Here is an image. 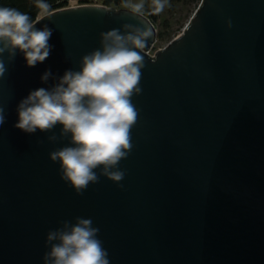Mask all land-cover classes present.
<instances>
[{
    "label": "water",
    "instance_id": "1",
    "mask_svg": "<svg viewBox=\"0 0 264 264\" xmlns=\"http://www.w3.org/2000/svg\"><path fill=\"white\" fill-rule=\"evenodd\" d=\"M34 26L51 29L45 60L0 54V264H45L48 233L89 217L110 264H264V0H201L154 55L157 26L127 7H63ZM111 30L151 32L132 147L121 180L98 168L78 191L51 157L70 133L15 127L17 105L79 70Z\"/></svg>",
    "mask_w": 264,
    "mask_h": 264
},
{
    "label": "clouds",
    "instance_id": "2",
    "mask_svg": "<svg viewBox=\"0 0 264 264\" xmlns=\"http://www.w3.org/2000/svg\"><path fill=\"white\" fill-rule=\"evenodd\" d=\"M36 2L41 9L39 19L50 4L48 0ZM165 3L154 0L152 12H162ZM130 7L140 12L143 4ZM34 25L29 13L0 4V54L7 50L13 56L19 50L27 66L45 60L51 49V29ZM149 35V30L103 34L102 48L84 55L79 70H66L52 87L30 90L18 102L15 127L31 133L60 124L63 132L70 133V143L53 151L51 157L59 161L63 178L78 191L99 178L98 168L115 181L125 174L117 165L132 147L130 129L138 114L131 97L141 91L144 57L137 49L145 46L144 37ZM5 70L0 55V75ZM50 75L46 70L40 79L46 81ZM4 119L0 109V124ZM98 232L90 217L50 231L47 239L56 243L46 253L45 264H110Z\"/></svg>",
    "mask_w": 264,
    "mask_h": 264
},
{
    "label": "trees",
    "instance_id": "3",
    "mask_svg": "<svg viewBox=\"0 0 264 264\" xmlns=\"http://www.w3.org/2000/svg\"><path fill=\"white\" fill-rule=\"evenodd\" d=\"M69 0H48V3L50 4V8L47 10V12L60 9L65 7L68 4ZM101 4L109 6V7H115V8H121L128 4V0H98ZM201 0H167V2L170 4L169 8L170 10H174V8H177L178 6L182 7H188L189 14L187 17V20L191 17L197 6L199 5ZM81 4H88L93 3V0H79ZM0 4L16 7L20 9L21 11H25L29 13L30 18H32L34 21L37 19V17L40 14L41 9L39 8L36 0H0ZM154 7V2L152 5L150 4H144L142 8V13L145 14L155 25L158 27V33L156 40L158 42H163L166 39L170 42L172 40V33L165 32L163 29L162 24H158L157 21L160 17V13H153L152 8ZM181 24L178 23V30H181Z\"/></svg>",
    "mask_w": 264,
    "mask_h": 264
},
{
    "label": "rangeland",
    "instance_id": "4",
    "mask_svg": "<svg viewBox=\"0 0 264 264\" xmlns=\"http://www.w3.org/2000/svg\"><path fill=\"white\" fill-rule=\"evenodd\" d=\"M153 2H154V0H128V4L125 5L124 7H129V5L135 4V3H142L143 6H144V4L152 5ZM93 3L100 4V2L98 0H93ZM169 5L170 4L166 0L164 10L162 12H160V17H159L157 23L163 25V29L165 32L168 31V32L172 33L171 37H172V39H174L177 35H179L182 32L184 26L188 22L187 17L189 14V9H188V7L184 8L182 6H178L177 8H174V10H170ZM140 12H142V9ZM178 23H180L182 26L181 30L177 29ZM168 43H169L168 39H166L163 42H158L156 40V42H155L154 46L152 47V49L150 50L149 54L154 55V53L158 49L164 48Z\"/></svg>",
    "mask_w": 264,
    "mask_h": 264
},
{
    "label": "built area",
    "instance_id": "5",
    "mask_svg": "<svg viewBox=\"0 0 264 264\" xmlns=\"http://www.w3.org/2000/svg\"><path fill=\"white\" fill-rule=\"evenodd\" d=\"M81 3L79 2V0H69L68 4L65 7H70V6H77L80 5ZM88 4H96V3H88ZM101 4V3H100ZM103 5V4H101ZM127 8H131L130 5ZM132 9V8H131Z\"/></svg>",
    "mask_w": 264,
    "mask_h": 264
}]
</instances>
